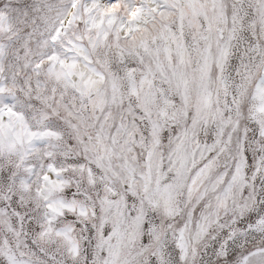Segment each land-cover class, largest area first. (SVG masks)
Here are the masks:
<instances>
[{"label": "snow or ice", "instance_id": "1", "mask_svg": "<svg viewBox=\"0 0 264 264\" xmlns=\"http://www.w3.org/2000/svg\"><path fill=\"white\" fill-rule=\"evenodd\" d=\"M0 264H264V0H0Z\"/></svg>", "mask_w": 264, "mask_h": 264}]
</instances>
